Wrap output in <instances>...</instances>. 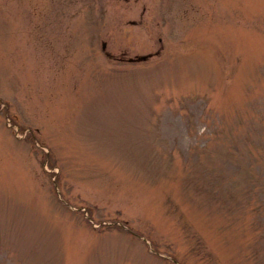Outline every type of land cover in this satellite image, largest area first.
<instances>
[{
  "label": "rangeland",
  "instance_id": "rangeland-1",
  "mask_svg": "<svg viewBox=\"0 0 264 264\" xmlns=\"http://www.w3.org/2000/svg\"><path fill=\"white\" fill-rule=\"evenodd\" d=\"M0 264H264V0H0Z\"/></svg>",
  "mask_w": 264,
  "mask_h": 264
},
{
  "label": "flooded vegetation",
  "instance_id": "flooded-vegetation-1",
  "mask_svg": "<svg viewBox=\"0 0 264 264\" xmlns=\"http://www.w3.org/2000/svg\"><path fill=\"white\" fill-rule=\"evenodd\" d=\"M135 2H136V0H135ZM136 5H138V4H136ZM145 9V8H144ZM145 11V10H144ZM144 11L142 12L143 14H144ZM141 13V14H142ZM140 18H138V21H136V19H130V20H128V23L129 24H133V25H136V24H140V20H139ZM146 56H148V59L151 57V55H146ZM139 56H137V57H135V58H129L128 59V61L129 62H138V61H140V60H137V58H138ZM148 59H146V60H148ZM146 60H144V61H146Z\"/></svg>",
  "mask_w": 264,
  "mask_h": 264
},
{
  "label": "water",
  "instance_id": "water-1",
  "mask_svg": "<svg viewBox=\"0 0 264 264\" xmlns=\"http://www.w3.org/2000/svg\"><path fill=\"white\" fill-rule=\"evenodd\" d=\"M103 47L106 48V43H103ZM146 59H148V56L146 55H142L137 58V60H140V61H144Z\"/></svg>",
  "mask_w": 264,
  "mask_h": 264
}]
</instances>
